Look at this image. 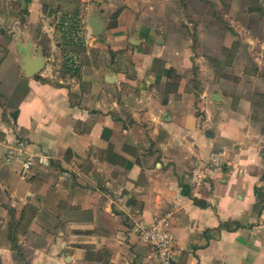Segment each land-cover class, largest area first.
I'll return each mask as SVG.
<instances>
[{
	"label": "crops",
	"instance_id": "0c3cea01",
	"mask_svg": "<svg viewBox=\"0 0 264 264\" xmlns=\"http://www.w3.org/2000/svg\"><path fill=\"white\" fill-rule=\"evenodd\" d=\"M255 188L264 0H0V264H264Z\"/></svg>",
	"mask_w": 264,
	"mask_h": 264
},
{
	"label": "built area",
	"instance_id": "2783aa9c",
	"mask_svg": "<svg viewBox=\"0 0 264 264\" xmlns=\"http://www.w3.org/2000/svg\"><path fill=\"white\" fill-rule=\"evenodd\" d=\"M5 156L7 159L19 158L20 174L24 175L33 165L37 154L28 151L25 140L19 139L7 147ZM222 156L221 152H212L210 154L209 167H220L223 162ZM40 159L43 158L40 157ZM191 178L194 185H200L201 175L196 169L191 171ZM166 225V218L160 217L156 218L152 224L140 227L139 230L142 238L153 247L161 264H176L174 260L173 236L168 232Z\"/></svg>",
	"mask_w": 264,
	"mask_h": 264
},
{
	"label": "water",
	"instance_id": "95a60500",
	"mask_svg": "<svg viewBox=\"0 0 264 264\" xmlns=\"http://www.w3.org/2000/svg\"><path fill=\"white\" fill-rule=\"evenodd\" d=\"M100 23L96 21H94V25L91 24V28H92V31L94 33H97L100 31ZM42 68V61L40 59H37L35 61H32L30 63H28L26 66H25V71H26V74L28 76H31L35 73H37L40 69Z\"/></svg>",
	"mask_w": 264,
	"mask_h": 264
},
{
	"label": "trees",
	"instance_id": "16d2710c",
	"mask_svg": "<svg viewBox=\"0 0 264 264\" xmlns=\"http://www.w3.org/2000/svg\"><path fill=\"white\" fill-rule=\"evenodd\" d=\"M71 26V28L72 29H75V27L77 26V23L76 22H73V23H71L70 24ZM61 28H62V32H65V26H64V24L63 23H61ZM70 28V29H71ZM254 192H255V194L257 195V198L259 199V200H261L262 202H264V191H261V190H258V189H256L255 188V190H254Z\"/></svg>",
	"mask_w": 264,
	"mask_h": 264
}]
</instances>
